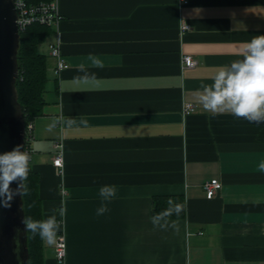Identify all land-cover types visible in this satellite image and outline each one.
<instances>
[{
    "label": "crops",
    "instance_id": "obj_1",
    "mask_svg": "<svg viewBox=\"0 0 264 264\" xmlns=\"http://www.w3.org/2000/svg\"><path fill=\"white\" fill-rule=\"evenodd\" d=\"M57 2L68 68L56 74L49 56L31 141L43 219L55 210L63 221L44 241V264H59L61 235L63 264H264V123L214 115L198 100L201 84L264 35V0ZM185 55L198 65L184 69ZM185 103L196 111L185 115ZM212 179L221 188L208 199ZM103 185L115 197L104 200ZM175 196L184 218H155V199Z\"/></svg>",
    "mask_w": 264,
    "mask_h": 264
},
{
    "label": "clouds",
    "instance_id": "obj_2",
    "mask_svg": "<svg viewBox=\"0 0 264 264\" xmlns=\"http://www.w3.org/2000/svg\"><path fill=\"white\" fill-rule=\"evenodd\" d=\"M238 55L239 59L219 67L211 77V83L201 84L199 103L214 115L228 113L250 123H264V35L253 36L245 42ZM30 162L29 153L20 145L0 153V207H10L15 196L26 193L25 181L30 172ZM13 183L17 185L15 189L11 187ZM115 195L114 185L101 186L100 196L104 200H110ZM107 210L102 205L98 214L102 215ZM64 214L61 209L59 216ZM23 223L28 232L49 244L56 241L63 227V221L58 219L55 210L41 220L26 216Z\"/></svg>",
    "mask_w": 264,
    "mask_h": 264
},
{
    "label": "water",
    "instance_id": "obj_3",
    "mask_svg": "<svg viewBox=\"0 0 264 264\" xmlns=\"http://www.w3.org/2000/svg\"><path fill=\"white\" fill-rule=\"evenodd\" d=\"M13 0H0V153L25 150L26 123L18 101L20 32ZM17 187L15 183L11 185ZM22 196L0 207V264H28V237Z\"/></svg>",
    "mask_w": 264,
    "mask_h": 264
},
{
    "label": "trees",
    "instance_id": "obj_4",
    "mask_svg": "<svg viewBox=\"0 0 264 264\" xmlns=\"http://www.w3.org/2000/svg\"><path fill=\"white\" fill-rule=\"evenodd\" d=\"M31 3L50 2L52 0H29ZM54 30L49 25L32 24L20 32L18 50L19 77L17 80L18 101L22 107L26 128L43 114L48 90L49 55L41 52L39 47L46 42ZM30 147V141L25 142ZM27 191L22 195L25 217L43 219L42 204L39 196V178L31 170L25 181ZM185 202L181 196L162 197L154 201L155 218H184ZM28 264H44V241L38 235L27 231Z\"/></svg>",
    "mask_w": 264,
    "mask_h": 264
},
{
    "label": "built area",
    "instance_id": "obj_5",
    "mask_svg": "<svg viewBox=\"0 0 264 264\" xmlns=\"http://www.w3.org/2000/svg\"><path fill=\"white\" fill-rule=\"evenodd\" d=\"M16 12H17V25L19 32L25 30L28 26L32 24H42L49 25L53 28L56 40L53 45L50 46L49 56L56 61L55 73L59 74L68 68L67 63L65 62L62 52H61V35L59 33V24L62 20V16L59 13L58 2L57 0H52L50 2L42 3H31L29 0H13ZM180 4H188V0H180ZM191 26L185 22H182L180 25V30L182 32L189 31ZM198 65V62L192 57L185 55L182 58V66L184 69L195 68ZM196 111V106L191 103H185L183 105V113L185 115L191 114ZM54 128L58 127V124L55 123ZM32 130L33 123H30L26 128V141H30V147H25L26 152L29 153L32 159ZM56 148H60L61 144L56 143ZM31 164V162H30ZM53 165L57 169H62L64 165V159L61 151L55 153L53 159ZM204 191L208 199H212L216 196L218 191L221 188V184L217 179H212L207 181L203 185ZM65 192V191H64ZM56 260L59 264H63L66 260V241L63 235L59 236L55 246Z\"/></svg>",
    "mask_w": 264,
    "mask_h": 264
},
{
    "label": "rangeland",
    "instance_id": "obj_6",
    "mask_svg": "<svg viewBox=\"0 0 264 264\" xmlns=\"http://www.w3.org/2000/svg\"><path fill=\"white\" fill-rule=\"evenodd\" d=\"M46 47H47V44H46V43H43V44L40 45L39 50H40L41 52H43V51L46 50Z\"/></svg>",
    "mask_w": 264,
    "mask_h": 264
}]
</instances>
